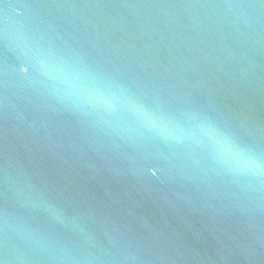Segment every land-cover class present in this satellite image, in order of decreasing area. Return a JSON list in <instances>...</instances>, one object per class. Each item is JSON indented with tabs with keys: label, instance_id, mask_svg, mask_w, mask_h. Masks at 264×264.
<instances>
[{
	"label": "water",
	"instance_id": "1",
	"mask_svg": "<svg viewBox=\"0 0 264 264\" xmlns=\"http://www.w3.org/2000/svg\"><path fill=\"white\" fill-rule=\"evenodd\" d=\"M0 262L264 264V0H0Z\"/></svg>",
	"mask_w": 264,
	"mask_h": 264
},
{
	"label": "clouds",
	"instance_id": "2",
	"mask_svg": "<svg viewBox=\"0 0 264 264\" xmlns=\"http://www.w3.org/2000/svg\"><path fill=\"white\" fill-rule=\"evenodd\" d=\"M65 76L74 78V86L79 87L84 95V97L90 101H94L96 104L110 109L115 110L117 104H128L135 107V103L132 100H125L122 98L109 96L105 94L100 88L95 87L94 85L89 86L83 81V74L68 72L67 70L60 69ZM202 136L214 147V149L219 154V158L222 162L228 163L239 162L245 160V157L241 152L234 147L225 137L218 134L215 129H211L205 126H199ZM164 131H168V128L165 126ZM247 163V161H246ZM252 168L255 169L256 173H259L260 166L258 163H252ZM4 264V262H0Z\"/></svg>",
	"mask_w": 264,
	"mask_h": 264
}]
</instances>
